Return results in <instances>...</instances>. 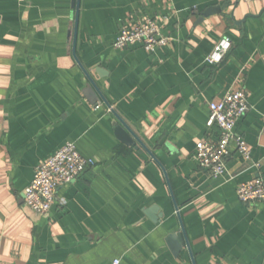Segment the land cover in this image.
I'll return each instance as SVG.
<instances>
[{
    "label": "crops",
    "instance_id": "crops-1",
    "mask_svg": "<svg viewBox=\"0 0 264 264\" xmlns=\"http://www.w3.org/2000/svg\"><path fill=\"white\" fill-rule=\"evenodd\" d=\"M73 1L0 0V264H193L167 242L181 231L172 192L196 264H264V200L237 196L264 180V0H80L76 52L111 107L74 57ZM146 19L166 46L115 47ZM222 36L232 47L211 65ZM234 89L249 102L236 132L261 167L234 148L215 179L195 149L218 141L209 103ZM113 111L149 151L118 138ZM69 141L95 165L36 213L25 189Z\"/></svg>",
    "mask_w": 264,
    "mask_h": 264
},
{
    "label": "built area",
    "instance_id": "built-area-1",
    "mask_svg": "<svg viewBox=\"0 0 264 264\" xmlns=\"http://www.w3.org/2000/svg\"><path fill=\"white\" fill-rule=\"evenodd\" d=\"M169 38L162 35L152 19L124 25L115 40V47L122 49L133 44H140L147 52L154 53L168 44ZM232 47L229 36H222L207 57L211 65H219ZM210 116L208 125H216L219 131L217 142L201 140L195 149V160L215 179L224 178L228 173L227 159L235 150L256 168L261 163L253 159L248 142L236 132L239 120L249 110L246 91L234 89L218 100L209 103ZM233 145V146H232ZM95 165L92 158L84 157L75 141L65 143L46 162L35 169L32 181L24 192L25 204L39 214L48 213L57 200L58 190L79 179ZM237 196L244 203L264 200V180L254 177L237 187ZM65 204V199L61 200ZM115 260L113 264H119Z\"/></svg>",
    "mask_w": 264,
    "mask_h": 264
},
{
    "label": "water",
    "instance_id": "water-1",
    "mask_svg": "<svg viewBox=\"0 0 264 264\" xmlns=\"http://www.w3.org/2000/svg\"><path fill=\"white\" fill-rule=\"evenodd\" d=\"M73 6L76 9L75 29H74V32L72 34L73 35V54H74V57H75L77 63L84 70V72L86 73L87 77L91 81V83L94 86V88L100 93V90H99L97 84L95 83L93 77L90 75L88 70L83 66V64L80 61V59L78 58V55H77V52H76V44H77V38H78V21H79V14H80V0H74L73 1ZM97 71L99 73H103L101 69H98ZM100 95L102 96V98L105 101V103L109 107H111V105L108 102V100L101 93H100ZM113 112L115 113V115L118 117V119L120 121V123L116 127V134H117L118 138L120 140H122L124 143L128 144V145H134L136 143V141L141 143L140 139L132 131V129L124 122V120L115 111H113ZM143 147H144L145 150L149 151V149L146 148L144 145H143ZM172 198L174 200V203H175V206H176V209H177L178 218H179V221H180V224H181V231H179L177 233L170 234L168 236V238H167V242H168L170 248L172 249V252L176 256L179 255V253L181 252L182 248H184L186 246L189 249L190 253H191L193 264H196V261L194 259L193 254H192V251H191L190 242H189V239H188L186 228H185V225L183 223L181 214L179 212V208H178V205L176 203V200H175V197L173 195V192H172Z\"/></svg>",
    "mask_w": 264,
    "mask_h": 264
}]
</instances>
